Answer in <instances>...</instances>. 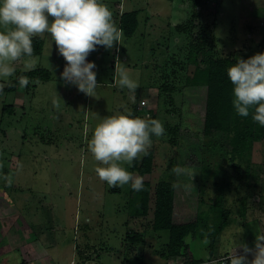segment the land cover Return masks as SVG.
Wrapping results in <instances>:
<instances>
[{"label":"rangeland","instance_id":"rangeland-1","mask_svg":"<svg viewBox=\"0 0 264 264\" xmlns=\"http://www.w3.org/2000/svg\"><path fill=\"white\" fill-rule=\"evenodd\" d=\"M102 3L118 27L122 14L136 11L138 27L131 37L122 34L112 49L88 56L100 83L95 96L60 79L66 61L54 43L50 47L48 34L33 37L43 42L41 55L22 57L12 64L13 76L0 78V264H167L161 254L169 233L153 229L155 187L162 182L174 185L176 225L194 222L220 196L230 212L211 255L204 241L186 238L199 264H230L233 253L251 264L256 237L264 236V141L240 161L227 154L219 136L213 141L204 136L206 87L193 86V77L205 57L198 54L196 66L189 52L203 32L214 59L259 53L264 0ZM120 62L138 81L135 92L116 84ZM38 69L47 70L50 81H29L6 92L18 74ZM120 112L155 116L165 128L149 149L153 164L143 178L150 185L143 217L130 215V185L108 187L88 150L100 118ZM143 157L135 159L138 164ZM134 161L122 166L136 174ZM177 166L184 171L177 173Z\"/></svg>","mask_w":264,"mask_h":264},{"label":"clouds","instance_id":"clouds-1","mask_svg":"<svg viewBox=\"0 0 264 264\" xmlns=\"http://www.w3.org/2000/svg\"><path fill=\"white\" fill-rule=\"evenodd\" d=\"M43 34L51 37L50 47L54 43L66 61L60 79L86 96H95L100 83L97 66L88 56L98 46L112 49L122 38V29L114 22L108 6L102 0H0V78L13 76L12 64L33 56V37ZM114 72L121 89L135 92L138 81L124 63L120 62ZM226 73L232 85L235 113L251 116L254 123L264 127V51L247 59L237 58ZM18 81L24 87L29 83L27 76H20ZM164 133L159 120L131 112L100 118L88 141L89 152L99 162L95 168L98 178L110 188L130 185L133 191H142L143 177L130 172L122 163L131 165L135 159L148 155L151 137ZM175 171L184 170L177 166ZM243 247L250 251L246 245ZM255 248L251 264H264V236L256 237ZM229 259L230 264H246L244 257L234 253Z\"/></svg>","mask_w":264,"mask_h":264},{"label":"trees","instance_id":"trees-1","mask_svg":"<svg viewBox=\"0 0 264 264\" xmlns=\"http://www.w3.org/2000/svg\"><path fill=\"white\" fill-rule=\"evenodd\" d=\"M193 5H198V0H188ZM138 13L136 11L127 14H122L119 19V28L122 29V34L128 38L134 35L138 27ZM195 43L190 46L189 55L193 59V63L197 66V55L203 54L205 59L202 61L204 68L196 69L194 74V85H203L206 87V108L204 118V136L208 140L219 136V140L225 141L227 146V154L233 159L243 161L249 158L254 145L260 141H264V127H260L254 123L249 117L238 116L231 104L232 100V85L227 78L226 70L236 62V59H214L210 56L209 50L206 49L207 38L202 33H198L194 37ZM34 56H39L42 53L43 42L39 38H33ZM102 46L91 52L89 55L100 54ZM264 51V20L261 34V42L259 53ZM32 57V56H31ZM238 58L247 59L248 56ZM27 76L32 82H48L50 81V73L47 70H34L28 73H20L12 81L6 92H15L21 86L18 78ZM5 111L10 112L7 107ZM155 119V116L151 117ZM173 136H176V131H170ZM173 137V138H174ZM154 135L151 137L153 140ZM174 142V141H173ZM213 147L215 148L216 142ZM220 148V147H219ZM152 153L148 151V155L143 157L140 164L135 160L132 170L143 178L150 175L152 172ZM238 170V166L234 165ZM144 189L140 192L133 191L130 187V203L129 210L132 217H143L147 214L150 185L143 181ZM173 195L174 185L167 182L159 183L155 187V207H154V222L153 229L157 232L166 231L169 233L167 247L161 254L167 264H173L172 260L176 258H188V264H199L200 261L195 260L192 256L190 246L185 242L186 238L199 239L207 244L209 255L217 243L219 235L228 226L230 212L225 210L221 205L222 196L218 202L210 207L209 212L199 211L196 220L191 223L176 225L172 221L173 215ZM139 240L135 236L134 243Z\"/></svg>","mask_w":264,"mask_h":264},{"label":"crops","instance_id":"crops-1","mask_svg":"<svg viewBox=\"0 0 264 264\" xmlns=\"http://www.w3.org/2000/svg\"><path fill=\"white\" fill-rule=\"evenodd\" d=\"M29 246V245H28ZM30 248V247H29Z\"/></svg>","mask_w":264,"mask_h":264}]
</instances>
